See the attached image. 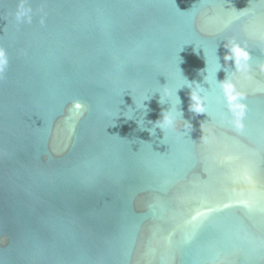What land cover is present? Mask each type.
<instances>
[{
	"label": "water",
	"instance_id": "water-1",
	"mask_svg": "<svg viewBox=\"0 0 264 264\" xmlns=\"http://www.w3.org/2000/svg\"><path fill=\"white\" fill-rule=\"evenodd\" d=\"M262 64L264 0H0V264H264Z\"/></svg>",
	"mask_w": 264,
	"mask_h": 264
},
{
	"label": "clouds",
	"instance_id": "clouds-1",
	"mask_svg": "<svg viewBox=\"0 0 264 264\" xmlns=\"http://www.w3.org/2000/svg\"><path fill=\"white\" fill-rule=\"evenodd\" d=\"M224 47L228 49V54L224 56L225 65L227 64L228 61H232L234 63V71H237V72L247 71L248 70L247 62L249 60V55L247 51H245L235 41L225 43ZM260 69L261 71H264V64L260 65ZM192 83H196V82L195 81L189 82V85L187 86L189 89H191V92H190L191 103L189 105V110L196 114H202V113L206 114L204 106H203V99L197 91L191 88ZM219 83L221 84V87L225 93V96L229 104L231 105L232 102L237 99V96L239 95V93L235 92L234 84L230 80L225 79L224 81L219 82ZM165 94H168V90H165ZM159 103L162 104L161 99H159ZM240 114L242 115V111ZM161 115H162V119L157 120L155 122L156 127H159L161 130H163L165 126H172L174 124L175 119L169 109H167L166 111H163ZM182 115L183 114L181 112V118H182ZM153 131H155V129Z\"/></svg>",
	"mask_w": 264,
	"mask_h": 264
}]
</instances>
